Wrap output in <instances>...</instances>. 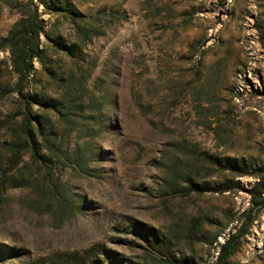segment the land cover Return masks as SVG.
Here are the masks:
<instances>
[{
  "label": "rangeland",
  "instance_id": "rangeland-1",
  "mask_svg": "<svg viewBox=\"0 0 264 264\" xmlns=\"http://www.w3.org/2000/svg\"><path fill=\"white\" fill-rule=\"evenodd\" d=\"M39 1L0 0V40L37 8L39 58L23 94L54 96L74 76L86 108L57 131L51 154L71 160L43 167L26 152L11 170L23 100L11 55L0 51V264H64L72 255L94 264L103 257L93 249L143 261L125 228L172 235L192 217L206 240L195 259L213 264L252 198L264 199V0H66L75 21ZM196 152L250 165L248 174L224 173L235 187L222 194L164 195ZM202 166L197 181H224ZM10 176L28 184L12 187ZM248 232L231 261L264 264V208ZM174 250L188 254L182 239Z\"/></svg>",
  "mask_w": 264,
  "mask_h": 264
},
{
  "label": "trees",
  "instance_id": "trees-1",
  "mask_svg": "<svg viewBox=\"0 0 264 264\" xmlns=\"http://www.w3.org/2000/svg\"><path fill=\"white\" fill-rule=\"evenodd\" d=\"M32 2V0H31ZM53 3V7L65 12L71 20L75 21L78 14L73 11L66 0H49ZM42 6L47 7L46 0H40ZM37 8L30 10L25 17L21 18L18 23L11 29L7 36L0 40V51H8L11 55L12 72L17 77L15 84L17 90L15 93L22 99L21 110L22 119L17 123V141L10 144L12 153V164L10 169H18L22 167V156L28 152L33 163L50 167L59 164L62 159L71 160L70 154H51L54 152L53 145L57 141V131L59 126H69L70 117L75 114L83 113L86 106L82 102V84L81 79L71 76L67 80V87L61 93H55L54 96H47L40 92L32 94H23L24 84L33 74L32 61L38 59L37 45L34 38L37 36ZM55 47L61 48V44L54 40ZM32 106H37L39 112H32ZM94 119H97L98 112L94 109ZM57 115L58 119L53 121L48 114ZM44 151V153H43ZM193 163L190 166L179 167L173 172L171 179L165 183L163 194H203L207 192L225 193L235 187L231 180H228L224 173L234 174L235 177L247 175V169L250 165L238 163L231 158L219 159L217 157L207 155L206 153H195ZM78 163L82 160V154L74 156ZM200 163V164H199ZM203 164L210 168H215L220 176L223 177L222 182L215 183L213 186L205 181H197ZM201 167V168H200ZM252 167V166H251ZM10 170V171H11ZM257 173V168H254ZM209 175V174H207ZM252 175V174H249ZM8 181L12 187H23L28 184L25 177L10 176ZM185 183L186 186H182ZM264 208V199L262 202H255V196L252 198V207L244 211L242 217L244 222L232 234H230L222 244L218 247L217 256L213 264H233L231 258L238 252L242 245V239L248 235V229L256 221L257 216ZM138 224H132L123 231L125 234L132 233L138 240L139 246L147 256L143 261L135 262L130 258L112 251H103L101 253L93 249V256L102 255L103 259H95L94 264H201L195 259L194 245L196 243H206L204 235H199L203 231L202 220L199 217L190 218L187 226L182 232L172 235H164L152 229L140 228ZM184 240L188 246V254L175 252V241ZM216 237L210 241L214 243ZM134 245V241L128 242ZM177 245V244H176ZM151 259V260H150ZM76 255H72L64 262V264H82Z\"/></svg>",
  "mask_w": 264,
  "mask_h": 264
}]
</instances>
